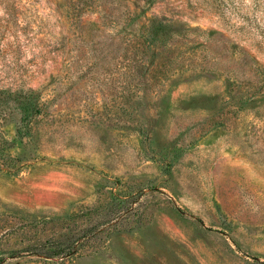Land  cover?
<instances>
[{
    "label": "rangeland",
    "instance_id": "1",
    "mask_svg": "<svg viewBox=\"0 0 264 264\" xmlns=\"http://www.w3.org/2000/svg\"><path fill=\"white\" fill-rule=\"evenodd\" d=\"M0 264H264V0H0Z\"/></svg>",
    "mask_w": 264,
    "mask_h": 264
},
{
    "label": "trees",
    "instance_id": "2",
    "mask_svg": "<svg viewBox=\"0 0 264 264\" xmlns=\"http://www.w3.org/2000/svg\"><path fill=\"white\" fill-rule=\"evenodd\" d=\"M14 101L19 108L21 121L26 124L40 113V105L37 103V98L31 93H19Z\"/></svg>",
    "mask_w": 264,
    "mask_h": 264
}]
</instances>
